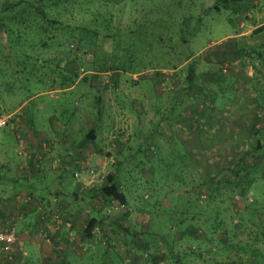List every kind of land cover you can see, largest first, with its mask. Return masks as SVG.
<instances>
[{
	"label": "rangeland",
	"instance_id": "1",
	"mask_svg": "<svg viewBox=\"0 0 264 264\" xmlns=\"http://www.w3.org/2000/svg\"><path fill=\"white\" fill-rule=\"evenodd\" d=\"M0 11V164L12 162L0 167V229L15 227L11 264L26 255L22 229L57 228L35 209L21 217L50 190L41 176L13 189L29 119L59 141L43 145V163L96 128L71 201L104 226L90 238L86 220L65 239L40 234L55 250L74 245L83 264H264V0H0ZM108 173L127 204L90 191Z\"/></svg>",
	"mask_w": 264,
	"mask_h": 264
},
{
	"label": "crops",
	"instance_id": "2",
	"mask_svg": "<svg viewBox=\"0 0 264 264\" xmlns=\"http://www.w3.org/2000/svg\"><path fill=\"white\" fill-rule=\"evenodd\" d=\"M68 88H72V86ZM55 121H58V120L55 119ZM58 122L61 124H66V122H63V121H58ZM28 124L31 127V132L33 133V135L31 134V136L28 137V139L24 138V141L23 140L22 141L24 143L29 142L31 144L29 145L31 146L30 151L25 152L26 155L22 159L20 158V160H15L13 162V163H19L18 166H14L13 169L15 170L16 175L22 177L23 182L14 179L13 184L15 185V187L13 189L14 190L22 189V190L31 191L36 188V185H34L32 181H34L35 179L38 180L39 176H41L43 179V182L46 183L47 187L50 190L48 191V193L41 194V196L39 197L35 196L32 193V195L35 196V197L33 196L32 197L36 199V202H32L30 205V208L26 211H23V209L19 207L22 213L21 217H24L25 219H30V215L35 209L36 214L40 218L39 212L36 209V206L38 204L37 202H42L44 206L49 205L51 209H53V205H54L53 201L60 202L62 206L66 205L69 207V209L67 208L66 211H68V213L72 215V218H74V222L76 224L74 225L75 227L73 226L72 229H68V233H64L63 235L57 234L56 236L55 235H52V236H55V237L61 236L60 238H63V239L65 238V236H67V234H69L70 236H73L71 234L77 231V226H76L77 223H79L80 220L82 222L86 220V217H84L83 212L75 208L74 207L75 204H73V202L71 201V199L75 196V193L78 192V187H79L80 182H82L79 180V178L80 177L83 178L82 172L79 171L82 168H80V166L78 165V162H79L78 159H80L78 157L81 155L83 157L84 155L82 154L83 149H84L82 145L84 144V142L90 141L93 146L95 145L96 134H94L95 135L94 140L88 139L89 141L86 139L85 135H83L84 136L83 140H79L71 136V138H73L74 140L72 139L68 141L66 151L64 152L66 154L63 153L60 155V158L58 157L59 159H61L60 162L54 161L53 163H51V160L49 159V162L43 163L42 160L44 159V155L50 154L49 152L48 153L42 152L44 150L43 145H46V146L48 145V147L51 146L50 149H52L53 146L56 147L58 145L59 141L58 139L56 140L52 134H46L44 130L43 131L34 130V128L32 127L33 124L30 119L28 120ZM52 124L54 125V123L50 120L48 122V126H52ZM46 129L50 130L49 128H46ZM72 132H73L72 130H68V134L72 135ZM36 133L40 135L37 136L35 135ZM38 142H39V145H38ZM51 152L53 153V150H51ZM38 153L40 154V158L36 159L38 157L37 156ZM73 158H75L76 160L71 161V164H70L69 161ZM3 160L1 159L0 162H2ZM8 161L9 163H7ZM10 164H12V162L10 161V158H9L5 160L4 164H0V167L7 165L6 167L9 169L12 166V165L10 166ZM1 173L2 171L0 170V174ZM70 182L74 186L73 188H69L72 191H65L67 186L70 187L69 186ZM17 184H20L21 186L16 189ZM0 185H2L1 180H0ZM64 194L66 195L64 196ZM69 204H72V207ZM34 227L35 228L32 230V226L28 225L26 226L25 229H22L20 231L19 236H20V239L22 238L21 244H23V249L26 251V255L22 256L20 254L21 258L17 260L16 263H19V264L20 263L22 264H42V263L44 264H83L84 262L83 257L78 251L74 249L75 248L74 245L72 247L73 249L70 248V249H67V251L61 252V251L55 250L54 249L55 247L52 245H49V242H48L51 240L55 242V237L49 238L47 235L48 238L46 239L48 241L43 240V238H40V234H44L45 231H42V230L35 231L37 227L36 226ZM17 252L18 251L16 249L14 251V254L16 255L19 254ZM5 260L6 259L4 258L3 262L5 264H11V262L13 261V260L11 261L10 259H8L10 261H7V260L5 261ZM0 264H1V261H0Z\"/></svg>",
	"mask_w": 264,
	"mask_h": 264
},
{
	"label": "trees",
	"instance_id": "3",
	"mask_svg": "<svg viewBox=\"0 0 264 264\" xmlns=\"http://www.w3.org/2000/svg\"><path fill=\"white\" fill-rule=\"evenodd\" d=\"M217 1L221 2V3H238L241 0H217ZM19 5H21V2H18V3L16 2L12 6L16 7V6H19ZM216 8L218 10L219 7H216ZM2 13H3V11H0V19L2 18L1 17ZM52 20H54V19H52ZM255 29L257 31H259L261 29H264V24L256 27ZM240 43H241V46H242L244 44V40L240 41ZM23 52L24 53L26 52L25 49L23 50ZM24 53L21 54L23 60L29 59L30 55H25ZM32 59H34V60H32L31 62L36 61V58L34 56L32 57ZM192 68H193V66L190 67V69H192ZM193 78H194V76H192L191 73H189V75H187V79L190 82H192ZM72 81H73V78H72ZM72 81L69 80V82L66 83L67 84L66 86L71 85ZM95 130H96L95 126H92V127L88 128L87 132L85 133V137H86L87 140L88 139L89 140H94V138H95L94 134H96ZM73 160H76V159L75 158L71 159L69 161V163L71 164V161H73ZM78 165H80L79 162H78ZM255 165H257L256 162H254L252 165H250L249 168H252ZM206 174H207V179L209 181H211L214 178V175H212V174H210L208 172ZM90 191L92 192L93 195H95L96 193L102 194L104 199L113 198L118 203L127 204L126 195L124 194V192L122 190L119 189V184H118V182L116 180V176H114V174H112V173H108L105 176L104 181L100 182L96 186L91 187ZM37 203L38 204L36 206V209L39 212L40 219H43L44 221H47V222H49L50 224H53V225H56L55 223H56V221H58V224L60 226L61 225H64V226L68 225V229H72L73 226L75 225L74 218H72V215L69 214L68 211H66L67 208L69 209L68 206L65 205V208L62 207V208L57 209V210H51L50 206H47V205L44 206L42 204V202H37ZM69 205L72 207V204H69ZM74 207H76V204L74 205ZM82 210H83V207H81L79 211H82ZM82 212H84V211H82ZM56 215H58V217H55ZM84 217H86V221H85L84 227L82 229V236L83 237L90 238L92 236V232H93V230H94V228H95V226L97 224L102 223L101 226L103 228V226H104L103 221L101 219H99L98 217H95L94 215L92 216L89 209H87L86 213H84ZM50 224L46 223V226H49ZM46 226H44V227H46ZM45 230H47V231H45L46 238L55 237L57 234H59V235L62 234L63 235V233L61 232V229H59V226L56 229H51V230H50V228L47 227V229H45ZM47 235H48V237H47ZM52 235H55V236H52ZM57 237H61V236H57ZM58 243H59V241H58ZM59 245H57V246H59ZM15 256H17V255L14 254V252H13L12 253V257H15ZM156 257H158V256L156 255ZM220 264H242V263H241V261H237V260H228V261H224V262H222Z\"/></svg>",
	"mask_w": 264,
	"mask_h": 264
},
{
	"label": "built area",
	"instance_id": "4",
	"mask_svg": "<svg viewBox=\"0 0 264 264\" xmlns=\"http://www.w3.org/2000/svg\"><path fill=\"white\" fill-rule=\"evenodd\" d=\"M4 119L0 118V125L4 124ZM55 217H58V215H56ZM58 221H56V227H58ZM16 240V231H15V227H9V228H5V229H0V249L6 254L9 255V258L7 259H11L12 257V253L14 252V243ZM21 249V247H19Z\"/></svg>",
	"mask_w": 264,
	"mask_h": 264
}]
</instances>
